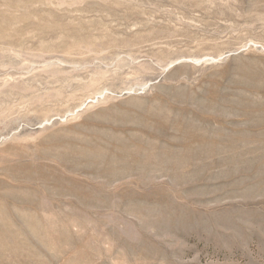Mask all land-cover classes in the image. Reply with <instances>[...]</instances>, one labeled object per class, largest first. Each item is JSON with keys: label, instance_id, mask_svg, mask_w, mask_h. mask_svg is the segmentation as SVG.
I'll return each mask as SVG.
<instances>
[{"label": "rangeland", "instance_id": "374dc122", "mask_svg": "<svg viewBox=\"0 0 264 264\" xmlns=\"http://www.w3.org/2000/svg\"><path fill=\"white\" fill-rule=\"evenodd\" d=\"M0 264H264V0H0Z\"/></svg>", "mask_w": 264, "mask_h": 264}]
</instances>
